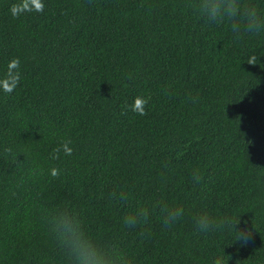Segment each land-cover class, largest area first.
<instances>
[{
	"label": "trees",
	"instance_id": "1",
	"mask_svg": "<svg viewBox=\"0 0 264 264\" xmlns=\"http://www.w3.org/2000/svg\"><path fill=\"white\" fill-rule=\"evenodd\" d=\"M192 3L0 0V264H66L46 219L65 207L132 264H264V33ZM159 204L184 215L165 228Z\"/></svg>",
	"mask_w": 264,
	"mask_h": 264
},
{
	"label": "clouds",
	"instance_id": "2",
	"mask_svg": "<svg viewBox=\"0 0 264 264\" xmlns=\"http://www.w3.org/2000/svg\"><path fill=\"white\" fill-rule=\"evenodd\" d=\"M193 9L204 17L208 22L216 25H224L229 28L234 39H241L245 35H260L264 33V12H261L254 4L246 0H193ZM19 66L18 59L14 61ZM250 65L256 64V57L251 56L248 60ZM137 98V105L133 108L139 115H146V111ZM143 100V103H146ZM67 154H71L68 144L63 145ZM52 175H58L57 170ZM199 180V176H194ZM116 196L114 192L112 194ZM119 199L127 201V196L120 194ZM159 212L162 224L165 228L173 227L184 215L183 207H173L168 204H159ZM47 226L60 249L66 264H132L129 254L117 246L102 244L87 229L80 215L67 207L58 209L48 215ZM149 210L139 208L136 212L124 217V225L131 229L147 224ZM197 231L209 232L224 230L231 227V222L226 219H214L207 213H201L194 217ZM252 232L248 229H238V241L247 245ZM216 264H220L217 260Z\"/></svg>",
	"mask_w": 264,
	"mask_h": 264
}]
</instances>
